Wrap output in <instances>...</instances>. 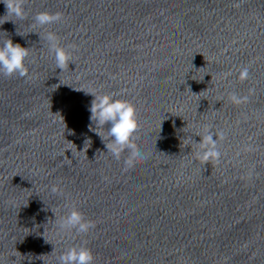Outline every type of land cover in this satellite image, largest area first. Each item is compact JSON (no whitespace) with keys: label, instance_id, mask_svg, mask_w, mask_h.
Here are the masks:
<instances>
[{"label":"water","instance_id":"obj_1","mask_svg":"<svg viewBox=\"0 0 264 264\" xmlns=\"http://www.w3.org/2000/svg\"><path fill=\"white\" fill-rule=\"evenodd\" d=\"M25 8L20 20L0 2V46L29 48L28 77L0 71V264H58L82 245L93 264H264V0ZM42 11L63 18L35 25ZM48 32L72 54L63 71ZM92 92L135 106L146 157L135 167L90 130ZM205 126L224 133L218 164L197 160L188 139ZM73 207L89 233L60 230Z\"/></svg>","mask_w":264,"mask_h":264},{"label":"clouds","instance_id":"obj_2","mask_svg":"<svg viewBox=\"0 0 264 264\" xmlns=\"http://www.w3.org/2000/svg\"><path fill=\"white\" fill-rule=\"evenodd\" d=\"M6 6V15H13L17 19L23 20L27 18L25 8L26 0H0ZM63 18L62 13H51L47 11L38 12L34 16V24L38 26H46L60 21ZM45 39L49 44V48L55 55L56 68L62 71L69 68L72 62V54L65 47L59 44V37L54 32H48ZM29 56V48L22 47L19 43H13L12 39L8 38L2 46H0V71L5 76L11 77L19 75L20 77H28V68L25 65V60ZM249 78V69L244 67L239 72V80L241 82ZM250 93L253 89L249 90ZM94 99L90 106V120L95 127L90 125V130L94 131L102 141L108 140L105 143L107 152L112 157L119 161L122 153L125 150L129 155L125 159V169H131L142 160L146 159L135 143L139 128L135 106L127 100L116 99L112 94H97L90 93ZM229 99L232 103L240 105L247 102V96H239L236 93H231ZM106 125L107 136L101 134L99 129H103ZM199 143H196L192 137L188 138L197 146L195 153L196 159L202 163L208 164L219 163L221 152L217 145V138L223 139L224 133L213 132L209 126H205L204 134ZM215 137V139H213ZM51 191L56 193L60 191L58 186H53ZM95 227L94 223L85 219L84 214L73 207L60 221L59 228L62 231L75 232L76 234H87ZM94 254L91 249L86 246H72L65 250L58 257V264H93Z\"/></svg>","mask_w":264,"mask_h":264}]
</instances>
